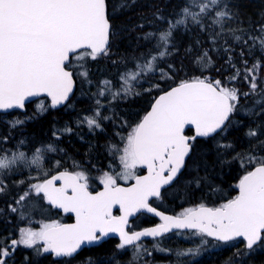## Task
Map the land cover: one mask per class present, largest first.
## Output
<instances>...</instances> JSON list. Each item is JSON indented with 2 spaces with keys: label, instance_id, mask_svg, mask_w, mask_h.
I'll return each instance as SVG.
<instances>
[{
  "label": "snow or ice",
  "instance_id": "snow-or-ice-1",
  "mask_svg": "<svg viewBox=\"0 0 264 264\" xmlns=\"http://www.w3.org/2000/svg\"><path fill=\"white\" fill-rule=\"evenodd\" d=\"M193 6L198 7V13L191 11ZM213 10L212 23L223 30L225 19L232 18L227 4L222 0H191V4L182 9L183 18L174 23L170 21L168 30L159 33L157 47L163 50L122 74L120 90L113 91L109 80L101 81L97 95L102 97L110 92L116 99L121 93L126 96L133 94V82H139L142 76L156 71V61L168 54L173 30L185 24L189 17L201 24V15L211 14ZM259 31L264 34V25ZM111 35L107 0H0V112L24 109L26 101L41 96L47 97L50 104L46 106L41 101L37 108L40 114L48 107L55 109L66 104L75 84L73 69L78 70L76 74L84 81L91 83L87 61H96L109 54ZM152 36L149 33L146 38ZM250 38L256 40L255 37ZM235 39L239 41L241 37L237 35ZM259 45L264 50V35L259 39ZM205 57H208L207 52L198 62ZM73 60L76 61L74 65ZM205 63H211L210 58ZM243 63V80L248 84V91L241 92L235 86H229L241 77L240 69H236L228 78V83L195 77L183 80L159 95L151 110L128 133L123 148L112 146L120 153L122 170L116 174L104 172L100 176L102 191L95 194L89 191V177L84 171H63L32 184L35 194H43L53 208L74 214L75 223H42L38 231L21 228L17 239L7 243L0 241V264H8V258L21 246L34 250L37 256L50 253L57 258H72L82 245L99 243L109 234L118 235V249L134 245L138 253L140 246L137 242L142 237H160L173 229H187L194 235L210 237L224 244L241 238L249 251L255 246H264V155L249 152L241 157L237 154L242 167L245 164L252 167L246 169L235 185L238 194L219 207L200 204L170 216L149 203L153 197L159 199L161 188L179 176L198 137H211L227 130L230 117L239 111L241 96L256 95L259 99L255 103L264 105V95H261L264 89L258 92L257 84V73L262 65L260 61L251 67L246 60ZM232 67L235 68V65ZM161 76L171 78L163 70ZM153 87L159 88V85ZM96 104L102 106L101 100L97 99ZM260 111L264 112V107ZM100 117L98 107L94 115L85 116L83 122L90 131L100 129ZM23 123L22 120H15L11 125L16 127ZM188 125L195 129L192 136L185 134ZM64 131L70 133L72 129L65 128ZM246 136L255 138L264 151V139H260L264 130L249 127ZM220 147L231 148L232 145ZM44 151L56 149L51 144L38 147L30 159L24 151L10 156L0 154V175L21 164L41 168ZM138 168H145L147 174L138 175ZM44 175L47 176V173ZM118 180L134 183L121 187ZM57 181L60 182L59 187ZM4 191L3 180H0V193ZM28 195L27 192L21 195L17 204ZM116 206L121 212L119 216L113 215ZM11 211L16 212L17 208L12 207ZM142 211L158 216L162 223L130 233L126 230L129 217ZM204 244L207 240L202 239L201 245ZM199 252V248L188 249L177 255H197Z\"/></svg>",
  "mask_w": 264,
  "mask_h": 264
},
{
  "label": "trees",
  "instance_id": "trees-1",
  "mask_svg": "<svg viewBox=\"0 0 264 264\" xmlns=\"http://www.w3.org/2000/svg\"><path fill=\"white\" fill-rule=\"evenodd\" d=\"M233 1L234 0H222L224 4H227L228 10L232 13V22L228 21L229 19L227 18L225 19L224 25H228L227 27L223 25V30H221L220 26L212 23L215 10H213L211 14L201 15V24L193 22L191 17L187 18L185 24L178 25L173 30L174 36L172 34L169 52L163 58L156 61V71L142 76L139 82H133V94L126 96L121 93L119 97L113 99L110 92H106L102 97L97 95L98 90L102 86L101 81L109 80L111 81L113 91L120 90L122 86L120 77L122 74L130 69H134L138 62L144 63L151 55H158L159 51L163 50L157 47L159 33L168 30L170 21L174 23L177 19L183 18L182 9L186 5H190L191 0H107L108 18L110 20L113 35L110 37L109 54L107 56H101L96 61H87L91 83L79 77V75L76 74L78 70L74 68L73 71L77 82V89L72 99L64 108L53 111L48 107L46 112L40 114L37 111L38 104L42 101L46 106L49 105L48 100L42 98L27 105L25 114L11 112L9 114L0 115V153L12 151L10 149L12 145L13 151L16 149L18 151H24L28 156H32L36 148L46 147L49 144L53 145L56 149V151L43 152L41 168L35 166L25 169L19 168L20 170L18 169L12 173L13 176L9 174L3 177L5 191L0 193V241L7 243L11 239H17L21 228H38L40 226L41 221L37 219V217H39V212L31 209L30 204L28 209H26L24 205L23 208L22 201L19 206L21 209L18 208L16 212L11 211L12 207L18 205L17 201L19 197L24 194L23 189L25 184H23V181L25 182L29 177H36L35 180L39 178L45 180L54 173L62 170L72 172L86 171L93 174L107 171L110 166L118 163L120 154L117 153L112 146L122 149L128 133L140 122L154 99L162 92L177 85L179 82L201 77L209 80L219 79L224 83H228V78L234 74L236 69H240L241 77L232 82L230 86H235L241 92L248 91V84L243 80L245 68L243 62L245 60L248 61V66L251 67L256 61H260L262 67L257 74V84L259 85L258 92L264 89V50H261L259 45V39L264 35L259 31V25H264V0H249L250 2L248 4L253 5H248L247 2L243 5L244 0H241L242 2L238 0L239 3H237V0L235 2ZM138 2L140 4H137ZM158 4L162 7L160 8ZM230 4L236 6L232 7ZM255 4L258 5L256 6ZM156 6L160 9L158 7L156 8ZM250 6L255 7L251 8ZM232 8H234V10ZM236 9L238 12L239 10L243 11L237 13ZM191 11L198 13L199 9L193 6V8L191 7ZM125 13L127 15L129 13L132 15L133 13V16L139 14V16L137 17V15H135V18H133V16H129L130 14L127 16ZM238 14L239 17L243 14L241 16L242 18H238ZM142 16L144 18L146 17V21H144ZM121 17L123 19H121ZM155 17L156 19H154ZM233 22L234 25H231ZM253 22L258 24L254 25ZM235 23L236 27H234ZM201 25H203V27H201ZM207 26L212 27L209 30ZM254 26L255 28H252ZM253 29L258 30L257 32L259 34ZM219 30L221 33L218 32ZM150 32L153 36L151 38H146ZM218 34L220 36H218ZM237 35L241 37V40L237 41L235 39ZM250 37H255L256 40L254 41ZM200 38L202 40L201 43L199 42L200 40H198ZM248 40L249 42H247ZM220 42L222 44H220ZM204 43L210 47L204 46ZM231 44L232 47L230 46ZM222 50L224 53L227 51L225 53L226 57L225 54L222 53ZM204 52H209L208 57H205L202 62H198V59L203 56ZM233 55L238 58L239 61H237L238 59L236 58L234 59ZM209 58L211 63H205ZM221 58L223 64L221 63ZM224 58H226V62ZM72 63L74 65L76 61L73 60ZM228 65L230 69L227 67ZM232 65H235V68H233ZM219 67L221 70L218 69ZM161 70L167 73L171 78H162ZM229 71L231 74H229ZM157 84L159 88L153 87V85ZM146 89H151V91H146ZM261 95H264V92H261ZM97 99L101 100L102 106L96 104ZM257 99H259V97L256 95H250L248 97L241 96L238 106L239 111L232 115L230 119L231 123L228 124L226 131L220 132L208 139H196L192 153L187 160L185 170L175 183L164 191V198L161 204L165 209L179 211L200 204L215 207V205H221L237 194L235 185L245 174L246 169L252 167L247 164L242 167L240 159L236 158L237 154L242 157L245 152L255 151V153L264 155L256 139H250L246 136L249 127L264 130V112L260 111L264 105H257L255 103ZM98 107L101 112V117L98 118L101 128L90 131L87 124L83 122L84 117L93 116ZM255 113H259V115ZM103 117H108V119H103ZM15 120H22L24 123L12 127L11 122ZM65 128H71L72 131L70 133L66 132L64 131ZM54 133H56V135H54ZM57 135L59 139H57ZM5 138L7 140H5ZM260 139H264V136H261ZM21 141H24V143L21 144ZM228 144L232 145L233 148L220 147V145ZM45 172L47 176L44 175ZM142 172L143 171L139 168L138 174ZM31 181L33 182L34 180H29L28 182ZM31 200H33V202L37 201L36 198H31ZM38 204H40L39 208L44 211L46 220L55 219L56 212L46 202L38 201ZM146 220L150 221L152 219L146 217ZM204 238L209 245L210 243L211 245L216 244V242L206 237ZM156 243L159 245V248L153 250L149 245L147 249L148 254L149 251H151L154 258H163L165 260H161L163 262H169L167 260H171V256H178V252H184L188 249L195 250L197 248L200 249V252L203 250L201 249L203 248L202 246L191 244L190 242L183 244L179 242L178 244H168L164 240H159L156 241ZM156 243H152V245ZM208 244H206L207 247H209ZM220 244L221 247L217 250H210L211 252H207L206 254L202 252L206 257V262L203 259L197 258L192 261L191 264H227L228 262V264H264V250H260L262 246H255L254 250L249 251L245 248L241 240L227 243V245L229 244L228 247L226 244L222 243H218L215 246H219ZM234 244H236V247L242 253H239V250ZM243 247L246 252L241 250ZM109 248L111 249V246L108 244L100 247L98 250L92 249V251L85 255L70 259L57 258L50 253L37 256L34 250L21 246L8 258V264H67L68 261H70V264H136L140 262L137 260L138 256L136 255L131 258L123 253L117 255L109 253L106 255L105 252ZM257 248L259 250L255 252ZM158 249H164V251L159 250L158 253H156ZM146 254L147 252L143 253L144 258L146 261H149L151 257ZM229 255L231 257H229ZM191 256L192 255H190V257ZM235 257L238 259H235ZM189 258H186L185 263L183 261H175V263L186 264ZM145 260L142 259V263L145 262Z\"/></svg>",
  "mask_w": 264,
  "mask_h": 264
},
{
  "label": "rangeland",
  "instance_id": "rangeland-1",
  "mask_svg": "<svg viewBox=\"0 0 264 264\" xmlns=\"http://www.w3.org/2000/svg\"><path fill=\"white\" fill-rule=\"evenodd\" d=\"M258 74V73H257ZM230 86V85H229ZM5 140H7V139H5ZM123 146H124V144H123ZM123 148V147H122ZM10 149L13 151V146L12 147H10ZM12 151H8V152H6V153H0V154H7V155H11L12 153H14V152H18V150L16 149V150H14L13 152ZM27 157L30 159L32 156H28L27 155ZM30 167H32V166H28V167H26V166H24L23 164H21V165H18V166H16V167H14L10 172H6V173H4L3 175H0V180H3V177H5L6 175H11V176H13V174L12 173H14L16 170H18L19 168L20 169H22V168H30ZM19 169V170H20ZM139 169V168H138ZM138 169H136V172H137V174H138ZM29 170H31V169H29ZM122 169H121V165H120V161H119V158H118V163L117 164H114V165H112V166H110L108 169H107V171H104V172H109L110 174H116V173H119L120 171H121ZM87 175H88V177H89V180H88V182L89 183H94L93 181H98L99 183H100V180H99V178H100V176H102L103 175V173L104 172H101V173H97V174H93V173H88V172H86V171H84ZM35 178L36 177H29L25 182L23 181V184H25V186H24V189H23V191H24V193L25 192H27V193H29V195L26 197V199L23 201V203H22V206L24 205V206H26V209H28L29 208V204L31 205V209H33V210H37L38 212H39V217H37V219H39L41 222H40V226H41V224L42 223H51V222H53L54 220H46L45 219V215H44V211L43 210H41L40 208H39V205L40 204H38V201H43V202H46V201H44L45 199L43 198V195L41 194V195H39V196H37L36 194H35V192H34V190L31 188V185L32 184H34V183H39V182H42L44 179H36L35 180ZM29 180H34L33 182L31 181V182H28ZM119 182H121V183H125V181H123V180H118V183ZM129 182H131V181H128L127 183H129ZM24 195V194H23ZM31 198H36L37 199V201L36 202H33V200H31ZM42 204V203H41ZM20 206V204H18L17 206H16V208L18 209V208H20L21 209V207H19ZM24 206H23V208H24ZM197 206V205H196ZM34 207V208H33ZM22 208V209H23ZM183 210H181V212H182ZM42 216V217H41ZM40 226L38 227V228H32L33 230H39V228H40ZM206 240L204 237H200V236H197V235H194L193 233H189V234H186V235H178L175 239H173V240H166V243H168V244H171V242H172V244H178V242L179 243H181V244H183V243H186V242H190L191 244H197V245H199V246H202L203 248H201V249H203L201 252H199V254H197V255H192L191 257H190V255H188V256H183V255H180V256H176V257H172L171 256V260H167V261H169V262H163V261H165L163 258H154L153 257V254H152V252L151 251H149V253L150 254H148V251L146 250V246H142L141 247V249H139V253L136 255V256H138V258H137V260H139L140 262H138L137 264H173V263H175V261H178L179 259H186V258H189V260L186 262V264H191V262L192 261H194L195 259H197V258H202L203 256H202V254L204 253V254H206L207 252H211L210 250H217L219 247H221V245H219L218 247L217 246H215V245H211L209 248L207 247V245L206 244H204V245H201V240ZM208 244V243H207ZM227 245V244H226ZM150 247H152V248H159V245L156 243V244H153V245H150ZM207 248V249H206ZM216 248V249H215ZM259 249L257 248L256 250H255V252L256 251H258ZM260 250H264V246H262L261 247V249ZM158 251H159V249L156 251V253H158ZM145 252H147V254L146 255H148L149 257H151L150 259H149V261H146L145 260V258H144V255H143V253H145ZM203 252V253H202ZM208 257H209V255H208ZM142 259H144L145 260V262H143L142 263ZM161 260H163V261H161Z\"/></svg>",
  "mask_w": 264,
  "mask_h": 264
},
{
  "label": "flooded vegetation",
  "instance_id": "flooded-vegetation-1",
  "mask_svg": "<svg viewBox=\"0 0 264 264\" xmlns=\"http://www.w3.org/2000/svg\"><path fill=\"white\" fill-rule=\"evenodd\" d=\"M62 171H64V170H62ZM72 172V171H71ZM143 173V172H142ZM142 173H140V174H142ZM43 182V181H42ZM94 183H89L88 182V184H89V191L90 192H92V193H96V192H98L99 190H101V188L103 187V185L102 184H100L98 181H93ZM131 182H129V183H122V184H130ZM118 184H120V183H118ZM165 191V190H164ZM164 191L162 192V194H161V196H160V198L159 199H155V200H152L151 201V205L153 206V207H155V208H157V209H159V210H161V211H163V212H165V213H169V214H172V215H179L180 213H181V210H179V211H170V210H167V209H165L164 207H163V205L161 204L162 202H163V196H164ZM237 195V194H236ZM44 201H46V200H44ZM199 205H194V206H192L191 208H196V207H198ZM206 206V205H205ZM220 205H218V206H216V207H219ZM184 209H186V208H184ZM184 209H182V210H184ZM55 212H56V214H55V220L54 221H59L60 223H62V224H71L72 222H73V217H71V216H66V215H64L63 213H61V212H58V211H56L55 210ZM113 215H115V216H119L120 215V211L118 210V209H115V210H113ZM146 217H149V216H147V215H145V214H139L136 218H134L133 220H131L130 222H129V226H128V228H127V231H129L130 233L131 232H134V231H139V230H142V229H145V228H148V227H153V226H156V225H158V224H160V222L159 221H157L156 219H154V218H151V217H149V219L151 218L152 220H150V221H147L146 220ZM145 222H146V224H145ZM144 223V224H143ZM189 233H192L191 231H177V232H173V233H171V234H168V235H166V236H163V237H161V238H159V239H149V240H144V241H141V242H139L138 244H139V246H140V249H141V247L142 246H146L147 248H146V250L148 249V246L149 245H152V243H156V241H159V240H164V241H166V240H173V239H175L178 235H186V234H189ZM206 238H208V239H210L209 237H206ZM210 240H212V239H210ZM213 242L215 241V240H212ZM236 241H238V240H236ZM242 241V240H241ZM216 243H217V241H215ZM233 242H235V241H233ZM243 242V241H242ZM118 243H119V240L117 239V238H114V237H110V238H108V239H106V240H104V241H102V242H99V243H97L96 245H93V246H91V247H83L73 258H76V257H78V256H81V255H85L86 253H89L90 251H92V249L93 250H98V249H100V247H103V246H106V245H110L111 246V249L109 248L106 252H105V254L107 255V254H109V253H113V254H121V253H123V254H127L130 258L132 257V256H134V255H137L138 253H137V251H136V248H135V246L133 245V246H128V247H126L125 249H118L117 248V245H118ZM219 243V242H218ZM230 243V242H229ZM171 244H172V242H171ZM224 244V243H223ZM243 244H244V242H243ZM244 246H245V244H244ZM155 248H153V250H154ZM152 250V251H153ZM14 254V253H13ZM202 258H200V259H203L205 262H206V257H205V255L204 254H202ZM176 257V256H175ZM62 258V257H61ZM71 259V258H70ZM132 260V259H131ZM134 260V259H133ZM179 262H181V261H183L184 263H185V261H186V259H179L178 260ZM133 264H135V263H133ZM137 264V263H136ZM168 264V263H167ZM173 264H176V263H173Z\"/></svg>",
  "mask_w": 264,
  "mask_h": 264
},
{
  "label": "water",
  "instance_id": "water-1",
  "mask_svg": "<svg viewBox=\"0 0 264 264\" xmlns=\"http://www.w3.org/2000/svg\"><path fill=\"white\" fill-rule=\"evenodd\" d=\"M111 37V36H110ZM110 41H111V38H110ZM109 45H110V42H109ZM74 81H75V84H74V88H73V93L71 94V96L69 97V101L72 99V97L74 96V94H75V92H76V89H77V82H76V79H75V77H74ZM176 86V85H175ZM174 87V86H173ZM170 89V88H169ZM169 89H167L166 91H168ZM166 91H164V92H166ZM164 92H162L161 94H159V95H162ZM158 95V96H159ZM158 96L156 97V98H158ZM42 98H45V99H47L48 100V102H49V104H50V100L47 98V97H44V96H41V97H33V98H30L28 101H26L25 102V107H24V109H12V110H9V111H7V112H0V115H4V114H9V113H11V112H20V113H25L26 112V106L27 105H29V104H31V103H34L35 101H37V100H39V99H42ZM155 98V99H156ZM154 99V100H155ZM68 101V102H69ZM67 102V103H68ZM66 103V104H67ZM154 103V101L151 103V105H150V107H149V109H148V111L147 112H149L150 110H151V106H152V104ZM66 104H64V105H61V106H59L58 108H55V109H52L51 107V109L52 110H59V109H61V108H63ZM147 112H146V114H147ZM145 114V115H146ZM232 117V116H231ZM231 117H230V119H231ZM143 118V117H142ZM142 120V119H141ZM140 120V121H141ZM185 134L186 135H189V136H192V135H194L195 134V129H194V127L193 126H191V125H188V126H186V128H185ZM218 134V133H217ZM217 134H213V136H211V137H214L215 135H217ZM211 137H198L197 139H208V138H211ZM192 153V152H191ZM191 153H190V155H191ZM189 155V156H190ZM188 158L189 157H187L186 158V162H185V167H186V164H187V160H188ZM185 167L181 170V173L179 174V176L183 173V171L185 170ZM141 170L143 171V173L142 174H139V175H141V176H143V175H146L147 174V170L145 169V168H141ZM60 172H63V171H59V172H57V173H55V174H53V175H57V174H59ZM68 172H71V171H68ZM53 175H51V176H53ZM51 176L50 177H48V178H51ZM179 176L176 178V180L179 178ZM47 178V179H48ZM176 180H174L171 184H169V185H165L164 187H162L161 188V194H162V192L164 191V190H166V189H168V188H170L174 183H175V181ZM134 183V181H131V183L130 184H122V183H120L119 185L121 186V187H128V186H131L132 184ZM60 186V182L59 181H57V187H59ZM103 190V187L101 188V190H99V191H102ZM98 191V192H99ZM97 193V192H96ZM93 194H95V193H93ZM237 194H238V189H237ZM43 195V194H42ZM161 196V195H160ZM155 199H157V198H155V197H153V198H151V200L149 201V203H151V201L152 200H155ZM48 204V203H47ZM53 210H56V211H58V212H61V213H63L64 215H66V216H71V217H73V222L71 223V224H73V223H75V216H74V214H72V213H64L63 212V210H61V209H57V208H53L50 204H48ZM207 207H209V206H207ZM155 208V207H154ZM115 209H118L119 210V207L118 206H116V207H114L113 208V210H115ZM157 209V208H156ZM158 211H160V212H162L163 214H165V215H170V216H175V215H172V214H169V213H165V212H163V211H161V210H159V209H157ZM120 211V210H119ZM139 214H145V215H147V216H149V217H151V218H154V219H156L157 221H159L160 223H162V221L160 220V218L158 217V216H156V215H154V214H152V213H147V212H139V213H137L136 215H134V216H131V217H129V222L131 221V220H133L134 218H136ZM120 215H121V212H120ZM129 222H128V226H129ZM159 225V224H158ZM158 225H156V226H158ZM128 226H127V228H128ZM156 226H153V227H156ZM153 227H148V228H145V229H149V228H153ZM127 228H126V230H127ZM145 229H142V230H139V231H143V230H145ZM177 231H181V230H178V229H173L171 232H168V233H166V234H164L163 236H166V235H168V234H171V233H173V232H177ZM183 231H189V230H187V229H185V230H183ZM138 232V231H137ZM163 236H160V237H156V238H152V237H142L141 238V240L140 241H138L137 243H139V242H141V241H144V240H149V239H159V238H161V237H163ZM110 237H114V238H117L118 240H119V237H118V235H116V234H109V236L108 237H105L102 241H104V240H106V239H108V238H110ZM210 238V237H209ZM210 239H212V238H210ZM212 240H214V239H212ZM237 240H242L241 238H238ZM101 241V242H102ZM216 241V240H215ZM234 241H236V240H234ZM243 241V240H242ZM218 242V241H217ZM230 242H233V241H230ZM244 242V241H243ZM220 243H222V242H220ZM229 243V242H228ZM245 243V242H244ZM97 243H94V244H85V245H82V247H81V249L83 248V247H91V246H93V245H96ZM128 247V246H127ZM80 249V250H81ZM79 250V251H80ZM78 251V252H79ZM77 252V253H78ZM76 253V254H77ZM75 254V255H76ZM74 255V256H75ZM63 258V257H62ZM73 258V257H72Z\"/></svg>",
  "mask_w": 264,
  "mask_h": 264
},
{
  "label": "bare ground",
  "instance_id": "bare-ground-1",
  "mask_svg": "<svg viewBox=\"0 0 264 264\" xmlns=\"http://www.w3.org/2000/svg\"><path fill=\"white\" fill-rule=\"evenodd\" d=\"M137 1H138V0H137ZM154 1H155V0H154ZM168 1H169V0H168ZM173 1H174V0H173ZM175 1H176V0H175ZM223 1H224V0H223ZM227 1H228V0H227ZM235 1H236V0H234L233 2H235ZM242 1H243V0H242ZM242 1L240 0V2H242ZM115 2H116V1H115ZM159 2H162V1H159ZM159 2H158V3H159ZM185 2H186V1H185ZM229 2H230V1H229ZM245 2H247V4H248L250 1H249V0H248V1L246 0V1H245V0H244L243 5H244ZM143 3H144V2H143ZM143 3H141V4H143ZM152 3H153V2H152ZM163 3H164V2H163ZM177 3H178V2H177ZM181 3H182V2H181ZM226 3H227V2H226ZM237 3H239L238 0H237ZM252 3H253V1H252ZM255 3H256V2H255ZM116 4H117V3H116ZM135 4H136V3H135ZM137 4H140V3L138 2ZM240 4H241V3H240ZM122 5H123V4H122ZM132 5H133V4H132ZM145 5H146V3H145ZM153 5H154V4H153ZM158 5H159V4H158ZM230 5H232V7H235V6H236V5L233 6V4H230ZM230 5H229V6H230ZM248 5H253V4H248ZM255 5H256V4H255ZM257 5H258V4H257ZM257 5H256V6H257ZM159 6H160V5H159ZM241 6H242V5H241ZM134 7H135V6H134ZM149 7H150V6H149ZM149 7H148V8H149ZM151 7H152V6H151ZM157 7H158V6H156V8H157ZM161 7H162V6H160V8H161ZM175 7H176V6H175ZM239 7H240V6H239ZM250 7H251V6H250ZM253 7H255V6H253ZM253 7H251V8H253ZM119 8H121V7H119ZM127 8H128V6H127ZM131 8H132V7H131ZM141 8H142V7H141ZM148 8H147V9H148ZM154 8H155V7H154ZM156 8H155V9H156ZM158 8H159V7H158ZM160 8H159V9H160ZM172 8H173V7H172ZM176 8H177V7H176ZM192 8H193V7H192ZM196 8H197V7H196ZM229 8H230V7H229ZM243 8H244V7H243ZM243 8H242V9H243ZM125 9H126V8H125ZM149 9H151V8H149ZM155 9H154V12H155ZM173 9H174V8H173ZM173 9H172V10H173ZM232 9L234 10V8H232ZM246 9H247V7H246ZM254 9H255V8H254ZM262 9H263V8H262ZM121 10H122V9H121ZM141 10H142V9H141ZM193 10H195V9H193ZM233 10H232V11H233ZM236 10H237V9H236ZM243 10H244V9H243ZM243 10H239V12H240V11H243ZM116 11H117V9H116ZM116 11H115V12H116ZM127 11H128V10H127ZM127 11H126V12H127ZM252 11H253V10H252ZM129 12H130V11H129ZM148 12H149V11H148ZM236 12L239 13L238 10H237ZM116 13H117V12H116ZM120 13H121V12H120ZM130 13H131V12H130ZM130 13H129V14H130ZM136 13H138V12H136ZM140 13H141V11H140ZM173 13H174V10H173ZM240 13H241V12H240ZM247 13H248V11H247ZM262 13H263V11H262ZM125 14H126V13H125ZM129 14H128V15H129ZM141 14H142V13H141ZM145 14H146V12H145ZM145 14H144V15H145ZM115 15H116V14H115ZM126 15H127V14H126ZM126 15H125V17H126ZM128 15H127V16H128ZM135 15H137V14H135ZM135 15H134V16H135ZM242 15H243V14H242ZM242 15H241V16H242ZM256 15H257V14H256ZM129 16H133V13H132V15L130 14ZM134 16H133V18H135ZM138 16H139V14L137 15V17H138ZM173 16H174V15H173ZM175 16H176V15H175ZM234 16H236V15H234ZM241 16H240V17H241ZM251 16H252V15H251ZM257 16H258V15H257ZM262 16H263V15H262ZM125 17H124V18H125ZM142 17H143V16H142ZM240 17H239V14H238V18H240ZM252 17H253V16H252ZM263 17H264V16H263ZM129 18H130V17H129ZM143 18H144V17H143ZM145 18H146V17H145ZM145 18H144V21H146ZM205 18H206V17H205ZM205 18H204V19H205ZM241 18H242V17H241ZM250 18H251V17H250ZM261 18H262V17H261ZM121 19H123V18L121 17ZM125 19H126V18H125ZM136 19H137V18H136ZM148 19H149V18H148ZM148 19H147V20H148ZM154 19H156V17H155ZM171 19H172V18H171ZM247 19H248V18H247ZM254 19H255V18H254ZM258 19H259V18H258ZM129 20H131V19H129ZM133 20H134V19H133ZM168 20H169V19H168ZM208 20H209V19H208ZM231 20H233V19H229L228 21L232 22ZM251 20H252V18H251ZM131 21H132V20H131ZM235 21H236V20H235ZM255 21H256V20H255ZM258 21H259V20H258ZM262 21H263V19H262ZM132 22H133V21H132ZM132 22H131V23H132ZM154 22H155V20H154ZM158 22H159V21H158ZM237 22H238V21H237ZM142 23H143V21H142ZM152 23H153V21H152ZM152 23H151V25H152ZM161 23H162V21H161ZM209 23H210V22H209ZM238 23H240V22H238ZM238 23H237V24H238ZM253 23H254V22H253ZM255 23H256V22H255ZM255 23H254V25H257V24H258V23H257V24H255ZM263 23H264V22H263ZM154 24H155V23H154ZM154 24H153V25H154ZM165 24H166V23H165ZM204 24H205V23H204ZM242 24H243V22H242ZM242 24H241V25H242ZM261 24H262V23H261ZM128 25H129V24H128ZM132 25H134V24H132ZM148 25H149V24H148ZM158 25H159V24H158ZM223 25H224V24H223ZM231 25H234V22H233V24H231ZM245 25H246V24H245ZM251 25H252V24H251ZM137 26H138V25H137ZM159 26H160V25H159ZM162 26H163V25H162ZM188 26H189V24H188ZM227 26H228V25H227ZM227 26L224 25V27H227ZM237 26H238V25H237ZM259 26H261V25H259ZM129 27H130V26H129ZM142 27H143V26H142ZM181 27H182V26H181ZM189 27H190V26H189ZM205 27H206V25H205ZM207 27H209V26H207ZM211 27H212V26H211ZM211 27H209V30H210ZM231 27H232V26H231ZM234 27H236V23H235V26H234ZM127 28H128V27H127ZM153 28H154V27H153ZM153 28H152V29H153ZM193 28H194V27H193ZM214 28H215V27H214ZM252 28H255V26L252 27ZM122 29H123V28H122ZM133 29H136V28H133ZM138 29H139V28H138ZM191 29H192V28H191ZM205 29H206V28H205ZM212 29H213V28H212ZM218 29H219V28H218ZM256 29H257V28H256ZM128 30H129V29H128ZM136 30H137V29H136ZM253 30H254V29H253ZM134 31H135V30H134ZM142 31H143V29H142ZM148 31H150V30H148ZM152 31H153V30H152ZM192 31H194V30H192ZM196 31H198V30H196ZM214 31H215V29H214ZM214 31H213V32H214ZM254 31L257 32L258 30H254ZM128 32H129V31H128ZM136 32H139V31H136ZM140 32H141V31H140ZM198 32H200V31H198ZM198 32H197V33H198ZM216 32H217V31H216ZM218 32L221 33L220 30H219ZM150 33H151V32H150ZM153 33H154V32H153ZM197 33H196V34H197ZM257 33H258V32H257ZM206 34H207V33H206ZM206 34H205V35H206ZM258 34H259V33H258ZM118 35H119V34H118ZM199 35H201V34H199ZM221 35H222V34H221ZM122 36H123V35H122ZM133 36H134V35H133ZM145 36H146V35H145ZM173 36H174V34H173ZM196 36H197V35H196ZM208 36H209V35H208ZM212 36H213V35H212ZM218 36H220V35L218 34ZM224 36H225V35H224ZM146 37H147V36H146ZM186 37H187V36H186ZM186 37H185V38H186ZM191 37H193V36H191ZM200 37H201V36H200ZM203 37L205 38L204 35H203ZM137 38H140V37H137ZM197 38H199V37H197ZM197 38H196V39H197ZM219 38H220V37H219ZM191 39H192V38H191ZM128 40H129V39H128ZM130 40H132V39H130ZM198 40H200L199 42L201 43V41H202L201 38L198 39ZM188 41H189V40H188ZM204 41H205V40H204ZM221 42H222V41H221ZM221 42H220V44H222ZM247 42H249V40H248ZM117 43H118V42H117ZM212 43H213V42H212ZM227 44H228V42H227ZM227 44H226V45H227ZM248 44H249V43H248ZM203 45H204V46H208V48L210 47L209 45H205V43H204ZM203 45H202V46H203ZM234 45H235V44H234ZM199 46H200V45H199ZM230 46L232 47V44H231ZM237 46H238V45H237ZM117 47H118V46H117ZM194 47H195V46H194ZM224 47H225V46H224ZM195 48H196V47H195ZM204 48H205V47H204ZM233 48H234V47H233ZM119 49H120V48H119ZM199 49H200V48H199ZM239 49H240V47H239ZM242 49H243V48H242ZM115 50H116V49H115ZM193 50H194V48H193ZM206 50H207V48H206ZM234 50H238V49H234ZM120 51H121V49H120ZM120 51H119V52H120ZM134 51H135V50H134ZM197 51H199V50H197ZM115 52H118V51H115ZM192 52H195V51H192ZM210 52H211V49H210ZM217 52H218V51H217ZM226 52H227V51H225V53H226ZM244 52H245V50H244ZM208 53H209V52H208ZM219 53H221V52H219ZM222 53H224L223 50H222ZM225 53H224V54H225ZM224 54H223V56H224ZM227 54H228V53H227ZM235 54H236V53H235ZM242 54H243V50H242ZM192 55H193V54H192ZM198 55H199V53H198ZM220 55H221V54H220ZM245 55H246V54H245ZM119 56H120V55H119ZM215 56H216V55H215ZM229 56H230V55H229ZM229 56H228V57H229ZM237 56H238V55H237ZM241 56H242V55H241ZM247 56H248V55H247ZM249 56H250V55H249ZM190 57H191V56H190ZM192 57H193V56H192ZM213 57H214V56H213ZM213 57H211V58H213ZM220 57H221V56H220ZM225 57H226V54H225ZM253 57H254V55H253ZM118 58H119V57H118ZM214 58H215V57H214ZM230 58H231V56H230ZM233 58L235 59L236 57H234V55H233ZM203 59H204V58H203ZM224 59H225V62H226V58H224ZM228 59H229V58H228ZM236 59H238V58H236ZM215 60H216V58H215ZM220 60H221V63H222V58H221ZM237 61H239V59H238ZM195 62H196V61H195ZM217 62H218V61H217ZM217 62H216V63H217ZM223 62H224V61H223ZM241 62H242V61H241ZM214 63H215V62H214ZM227 63H228V62H227ZM222 64H223V63H222ZM222 64H221V67H222ZM214 65H215V64H214ZM217 65H218V64H217ZM87 66H88V65H87ZM197 67H198V65H197ZM200 67H201V66H200ZM214 67H215V66H214ZM216 67H217V66H216ZM224 67H225V66H224ZM227 67L229 68V65H228ZM218 69H220V67H219ZM229 69H230V68H229ZM220 70H221V69H220ZM233 70H234V69H233ZM231 71H232V70H231ZM207 72H209V71H207ZM223 73H224V72H223ZM227 74H228V72H227ZM229 74H231L230 71H229ZM229 74H228V75H229ZM254 96H255V95H254ZM253 98H254V97H253ZM67 104H68V103H67ZM63 108H64V107H63ZM50 109H51V108H50ZM61 109H62V108H61ZM53 111H54V110H53ZM19 113H20V112H19ZM24 114H25V113H24ZM12 146H13V145H12ZM232 148H233V147H232ZM250 152H251V151H250ZM253 152L255 153V151H253ZM261 152H264V151H261ZM240 153H241V152H240ZM245 153H246V152H245ZM248 153H249V151H248ZM51 155H52V154H51ZM225 155H226V154H225ZM228 155H229V154H228ZM54 156H55V155H54ZM230 156H231V155H230ZM230 156H229V157H230ZM239 156H240V155H239ZM226 157H227V156H226ZM224 158H225V157H224ZM216 159H217V157H216ZM214 161H215V160H214ZM234 164H235V163H234ZM236 165H237V164H236ZM191 205H192V204H191ZM214 205H215V204H214ZM212 206H213V205H212ZM43 207H44V206H43ZM209 207H210V206H209ZM213 207H214V206H213ZM215 207H216V205H215ZM49 211H50V210H49ZM211 241H212V240H211ZM214 242H215V241H214ZM219 243H220V242H219ZM216 244H218V242H217ZM216 244H215V245H216ZM222 244H223V243H222ZM244 244H245V243H244ZM208 245H209V244H208ZM210 245H211V243H210ZM210 245H209V247H210ZM220 245H221V244H220ZM228 245H229V244H228ZM228 245H227V247H228ZM234 245H235V247H236V244H234ZM209 247H208V248H209ZM217 247H218V245H217ZM230 247H231V245H230ZM241 247H242V245H241ZM236 248H237V247H236ZM206 249H207V248H206ZM237 249H238V248H237ZM237 249H236V250H237ZM240 249H241V248H240ZM236 250H235V251H236ZM238 250H239V249H238ZM241 250L243 251V250H244V247H243ZM244 251H245V250H244ZM244 251H243V252H244ZM245 252H246V251H245ZM239 253H242V252L239 250ZM223 254H224V253H223ZM233 254H234V253H233ZM233 254H231V255H233ZM225 255H226V254H225ZM235 256H236V255H235ZM237 256H238V255H237ZM229 257H231V256L229 255ZM239 257H241V256H239ZM226 258H227V256H226ZM232 258H233V257H232ZM232 258H231V259H232ZM227 259H228V258H227ZM227 259H226V260H227ZM235 259H238V258L235 257ZM239 260H240V259H239ZM232 261H233V260H232ZM216 263H217V262H216ZM228 263H229V262H228ZM228 263H227V264H228ZM237 263H238V262H237ZM214 264H215V263H214ZM219 264H220V263H219ZM223 264H224V263H223ZM225 264H226V263H225ZM235 264H236V263H235Z\"/></svg>",
  "mask_w": 264,
  "mask_h": 264
}]
</instances>
